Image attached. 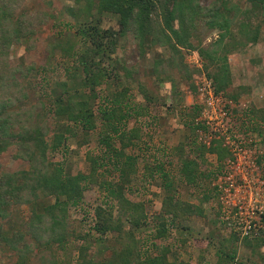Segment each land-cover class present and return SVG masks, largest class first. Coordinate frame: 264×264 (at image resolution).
Masks as SVG:
<instances>
[{"label": "trees", "instance_id": "16d2710c", "mask_svg": "<svg viewBox=\"0 0 264 264\" xmlns=\"http://www.w3.org/2000/svg\"><path fill=\"white\" fill-rule=\"evenodd\" d=\"M73 1L80 4L83 0ZM212 1V5L206 7L201 0H86L87 10L95 7L98 15L107 12L117 15L120 29L97 27V40L85 31L87 35L81 50L75 51L72 39L58 45L72 57L74 69L70 77L84 90L71 91L69 82L57 84L52 89L49 103L42 105L65 131L48 139V132L41 125H34L32 121L19 123L20 112H9L13 100L23 98L16 95L17 89L12 90L11 84H17L18 76L27 79L30 71L10 69L8 52L14 43L28 38L30 25L22 16L24 13L16 15L20 0H0V155L15 146L16 158L29 164V170L0 176V254L14 255L16 260L12 264H184L168 260L171 249L163 245L162 240L170 236L172 229L182 227L194 216H203L201 204L212 199L213 193L204 189L199 180L205 173L198 169V157L202 158L207 149L201 146L196 149L190 144L191 158L180 153L185 157L181 171L189 184L201 187L202 203H189L178 198L176 184L159 155L161 150L157 147L143 150L142 177L156 182L166 191L161 214L153 217L148 200L135 201L129 197L131 178L139 172L140 157L135 153V141L143 135L140 126L130 128L129 124L142 115V111L146 113L152 99L145 91L141 92L140 98L126 87L121 92L101 97L99 89L105 83H116L122 69L131 76L132 70L113 58L118 48L117 37L130 34L142 50L170 49L172 58L167 61L168 66L176 60L179 66H185L183 50L198 51L201 59L208 61L204 67L208 77L214 79L217 93L226 91L231 83L229 55L261 41L264 0H246V8L232 0ZM254 21L258 23L253 25ZM200 23L220 31L216 45L218 48L222 45L220 50L209 51L202 47L201 41L198 45L193 44V39L198 38ZM103 38L109 39L107 46ZM163 63L161 58H156V73ZM6 87H10L8 99H4V91H1ZM19 92L22 94L21 89ZM187 109L186 115L193 123L200 107L195 105ZM202 126L194 124L192 131L196 133ZM98 129L99 149L96 153L88 152L90 168L87 172L73 175L61 156V160L50 158L62 151L69 138L76 137L79 145H83ZM208 150L219 155L220 163L229 155L218 141ZM95 184L107 193L110 204L100 205L90 213V231H84V221L73 224L70 211L81 205L89 187ZM23 205L29 210L25 217L19 215L17 208ZM151 224L154 231L150 239L139 237L138 232ZM249 238H245L244 243L252 251L264 247V238ZM193 244L197 247L198 242ZM72 247L78 251L75 259L68 252ZM219 257L225 260L224 252L219 253ZM225 258L229 259L226 264L236 263L235 255L227 254Z\"/></svg>", "mask_w": 264, "mask_h": 264}, {"label": "rangeland", "instance_id": "374dc122", "mask_svg": "<svg viewBox=\"0 0 264 264\" xmlns=\"http://www.w3.org/2000/svg\"><path fill=\"white\" fill-rule=\"evenodd\" d=\"M232 1L241 7H248L246 0ZM212 2L201 0V4L206 7H210ZM18 5L19 13L16 15L24 13L22 16L27 19L30 29L27 39L13 44L7 60L10 69L21 68L25 72L29 70L30 74L25 80L18 76L17 84H11L12 90L17 89L16 95L23 98L14 99L9 112H20L17 113L19 123L32 121L34 125H41L48 132L49 139L65 131L63 125L52 119L45 109L52 89L57 84L69 82L71 91L84 90L77 80L70 77L74 69L72 57L66 55L58 45L72 39L75 51L81 50L86 33L97 40V27L119 31V17L108 12L98 15L95 7L87 10L86 0L80 4H75L73 0H20ZM257 23L254 21L253 25ZM261 30V41L257 45L248 44L229 55L231 83L226 91L219 93L214 79L209 78L205 70L208 61L202 60L198 51L183 50L184 63L187 65L185 69V66L178 65L177 60L172 61V65L176 62L174 66L167 65V61L172 58L168 48L142 50L132 35L117 37L118 48L113 58L132 70L131 76L128 77L122 69L120 80L101 86L100 96L121 92L126 87L140 98L141 92L145 91L152 99L146 113L142 111L143 114L129 124L130 128L140 126L143 129V135L135 141V153L140 157L139 172L131 178L132 184L129 186L132 185V192L129 197L135 201L148 200L149 212L153 217L161 214L165 189L142 177L143 150L157 147L176 184L178 198L189 203H202L201 187L188 183L181 165L182 159L192 157L190 144L195 145L196 149L199 146L207 149L202 158L198 157V169L205 173L202 178L199 176V180L204 189L213 193L210 195L212 199L201 204L203 216H194L184 222L182 227L172 229L170 236L162 240L163 245L171 249L168 254L171 263L226 264L229 259L225 255L229 254L236 256L235 264H264V247L254 252L244 243V239L250 236L253 237L249 239L264 238V23ZM219 34L218 29H209L200 23L198 38L193 39V44L198 45L201 41L202 47L209 51L220 50L222 45L220 48L216 46ZM108 41V38H103L105 46ZM157 57L164 61L159 73L154 71ZM211 68L214 70L213 66ZM209 85L214 96V109L208 106ZM205 88L207 91L204 92ZM5 89L2 88V95L8 99L10 87ZM195 105L200 107V112L192 123L186 115L187 108ZM25 111L27 114L23 115ZM222 113H226V116H221ZM211 117H214L212 121ZM194 124L203 126L194 133ZM99 132L98 129L91 133L89 141L83 145H79L76 137L69 138L63 144L60 155H51L50 158L60 159L61 156L73 175L87 172L90 168L87 154L96 153L99 149ZM217 141L229 152L222 163L219 162L218 154L208 150ZM16 153L15 146H12L0 155V176L29 170V164L17 159ZM180 153H185V157L180 156ZM239 165L242 166L238 168ZM109 204L108 195L99 184L91 185L81 205L71 209V222L78 225L83 220V230L90 231V213L100 205ZM251 205L256 209L254 213L250 209ZM17 208L21 217L28 216L27 206ZM248 215L253 219L252 228L245 230ZM152 225L139 231L138 236L149 240L154 231ZM194 241L198 242L197 247ZM68 252L73 259L78 255L75 247ZM222 252L225 260L219 257ZM15 260L14 255L0 254V264H12Z\"/></svg>", "mask_w": 264, "mask_h": 264}, {"label": "built area", "instance_id": "2783aa9c", "mask_svg": "<svg viewBox=\"0 0 264 264\" xmlns=\"http://www.w3.org/2000/svg\"><path fill=\"white\" fill-rule=\"evenodd\" d=\"M208 94H209V100H208V106H210L211 108H213L214 109V107H215V105H214V96H213V94H212V88H211V85H209L208 86ZM203 91V90H202ZM205 91H207V89L205 88L204 89V92ZM203 95H205V93L203 94ZM215 113V112H214ZM211 116H213V115H211ZM221 116H226V113H222L221 114ZM210 117V116H209ZM212 118L214 119V117H211L210 118V121H212ZM218 117H216V119H217ZM209 119V118H208ZM210 123V122H209ZM242 165H239L238 166V168H240ZM256 203V202H255ZM250 209L252 210V213H254L255 212V210L256 209H254V208H252V205H251V207H250ZM262 212V211H261ZM257 214V213H256ZM252 222H253V219H252V217L250 216V215H248L247 216V218H246V226H245V230H248V229H251L252 228ZM257 224H255V226H256ZM258 226V225H257Z\"/></svg>", "mask_w": 264, "mask_h": 264}]
</instances>
